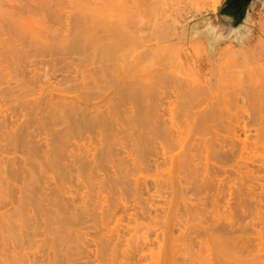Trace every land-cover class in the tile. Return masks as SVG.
Returning <instances> with one entry per match:
<instances>
[{
  "label": "bare ground",
  "instance_id": "bare-ground-1",
  "mask_svg": "<svg viewBox=\"0 0 264 264\" xmlns=\"http://www.w3.org/2000/svg\"><path fill=\"white\" fill-rule=\"evenodd\" d=\"M84 1L52 22L0 8V264H264L257 56H200L193 80L135 55L122 2Z\"/></svg>",
  "mask_w": 264,
  "mask_h": 264
},
{
  "label": "rangeland",
  "instance_id": "rangeland-1",
  "mask_svg": "<svg viewBox=\"0 0 264 264\" xmlns=\"http://www.w3.org/2000/svg\"><path fill=\"white\" fill-rule=\"evenodd\" d=\"M98 1H100V0H98ZM118 1L122 2L123 5H125L130 10L129 14H131V15L125 16V18L122 20V25L126 26L124 29H127V27L129 26L131 30L135 31V34H134L136 36V42L134 44L135 55L136 56H145V55L151 56V53H152V55L155 58L157 57L156 60L153 57L147 58L146 61H148L147 62L148 64H149V61H150V64L152 63V65L153 64L155 65V63H156V65L154 66V67H156L159 64V62L162 61V62H166L169 64L171 63L170 65L175 66V64L173 65L172 63H175L174 61H176L177 63H180L178 65L179 67L181 66L180 68L183 67V69L186 68L184 70H186L187 72L189 71V74L188 73L187 74L190 76L191 79H193V80L197 79V80L202 81L201 78L198 79V76L195 74V72L198 71V67L196 66V63L198 62L197 61L198 57L200 59L202 56H205V58H206V56H210V57L215 56V57H219L220 59L224 60L228 56H250V57L251 56H257V58H255L254 61L246 64L244 67H241V68H245L244 70H246L247 74H249L250 76H257L258 79L261 77V79H259V80H261V81L264 80V6H262V4L260 2H257L255 4L254 8L251 10V13H250V16L248 19V24H247L248 30H249L248 35L246 33H241L240 36L238 38H236V40L233 37H230V38H227L225 40H220L217 43L212 42L209 45L207 36L205 34L196 35L195 28H203L204 22H203L202 18L204 17V15L207 13H212L213 15H215L217 8H219L221 6L223 0H118ZM75 2H80V3L82 2L83 3V4L81 3L82 7H85V5H87V6L92 5L91 3L86 2L84 0H0V8H4V9H7L8 11L16 12L20 9L21 6H23L26 15H33V14L36 15L38 13L39 15H45V17L49 19V22H52L51 17H50V11H60L63 13L64 12L67 13L66 11L68 9H72V7H73V9L71 11L72 14L74 12L77 13L79 10L77 11L76 7L79 5H76ZM75 5H76V7H75ZM96 5H99V3ZM77 9H79V7ZM82 10H83V8H82ZM60 14H62V13H60ZM66 20H67V17L62 16L61 18H59V20H57L55 22V26L58 25V22H62V21H66ZM68 22H69V19H68ZM32 23L33 24L36 23L34 26H38V23L36 22V20H34ZM3 26L4 25H0V27H3ZM35 47H36V44H34V43L28 44L27 46H25V49L27 51L24 52L23 56H28L29 51L34 50ZM132 55L133 54H131L129 56H132ZM74 56H78V55L75 54ZM80 56H91V55L83 54ZM151 61H153V62L155 61V62L153 63ZM181 63H184V65ZM215 64L216 63L214 61V62H212L211 66L212 65L214 66ZM39 66H41V68H42L43 65L39 64ZM193 67H195V68L192 69ZM34 68H35V71H37L36 69L38 68V65H37V68H36V66ZM208 68H210V65ZM39 69H40V67H39ZM43 69H48V67L43 66ZM43 69L42 70L40 69L41 73H42V71H44ZM40 70H38V72H40ZM247 74H245V75H247ZM207 75L209 76L208 73H207ZM189 76H188V78H189ZM240 77L243 78V79H241L242 80L241 83H243V81H244L245 85H248V84H246L247 81H245L246 76H245V78L243 76H240ZM247 77H248V75H247ZM216 81H219L218 76L216 78L212 77L210 83L208 84L211 87V90L213 91V93L217 92V89H218V84ZM261 81L258 84L259 87H257V88H259V90H261V92L263 93L264 92V81H262V82ZM250 86H251L252 90L255 89L254 85L252 86L250 84ZM252 87H254V88H252ZM255 90H256V92L258 91V89H255ZM250 92H251V90H250ZM262 93H260V94H262ZM238 98L240 101L239 104L241 105L243 103L241 101L242 95L239 94ZM5 104L7 105L8 103H5ZM9 105L11 107L12 103H10ZM241 106H243V104ZM3 108H4V104H3ZM246 118L244 117V119H245L244 121L248 120ZM241 120L239 121V124H237L238 126H240L241 122H243V119H241ZM243 123H245V122H243ZM239 129H241V128H239ZM246 129L247 130H244L246 132L242 131L243 129L240 130L241 132H239V133H242V134H240L241 136H243L244 135L243 133H245L246 136L253 137L258 132V130H256L254 125L247 127ZM223 132H224V130H223ZM225 133H226V131H225ZM259 151H261V150L259 149ZM261 153H262V151H261ZM259 154L260 153H258V155ZM49 183H52V182H49ZM39 184L40 183H38L37 185L39 186ZM47 184L45 183V185H47ZM41 185H44V184H41ZM48 185L50 186V184H48ZM87 185L88 184H86V186ZM95 185H97L95 187L96 189L93 188L92 191H94V190L97 191L98 184H95ZM89 186L90 185H88V187H82V188H84V190H82L80 185H79L80 190L82 192L85 191V189H88ZM99 186H100V184H99ZM77 187H78V185H77ZM77 187H76V185H74V188H77ZM91 187L92 186H90V188ZM90 188H89V192H91V194H93V197H94V194L96 192L94 191L92 193ZM48 190L50 191L49 188H48ZM99 191L101 192V190L98 189V191H97L98 195L100 197ZM103 192H104L103 195H105V193L107 191L105 190ZM103 192H101V194ZM76 194H77V192H76ZM79 194H80V192H79ZM106 194H108V192ZM95 197H94V199H97ZM106 197H108V196L106 195V196L102 197V199H101V202L103 204L110 203V198L107 199ZM104 198H106V200H104ZM101 202L99 201V203H101ZM122 215H120V218ZM123 217L124 216H122V218ZM125 217L127 219H125ZM125 217L123 218L125 222H121L122 218H121V220L119 219L120 223L119 222L117 223L118 225L120 224L119 226L123 227L124 223L127 224L129 222L128 217L126 215H125ZM114 219H113V221H114ZM160 219H162V218H160ZM167 219L169 221L170 216H168ZM138 220H139L140 226H142V227L140 228V226L138 225L137 229L138 230L143 229V231H144V229L146 228V225H143V224H147L146 221H148V220L144 219V218H141ZM159 221H161V220H159ZM114 222L116 224L117 220H115ZM130 223H132V222L128 223L129 226L131 225ZM112 224H114V223H112ZM133 225H134V222H133ZM153 230H152L153 232L149 231V235L151 236V238H152V236L155 237V234L152 235V233L155 232V228ZM157 231L159 232V230H157ZM138 232H141V230ZM79 237H80L79 240L81 239L80 241L83 240L81 243H86L87 240L90 239L92 236H91V234H89V236L85 235V236H83L84 239L81 235ZM85 237H86V242L84 241ZM77 239L75 238L74 240L78 241ZM87 243L86 244H80V242H77V244H76V242H74L71 244H76L74 246L78 250L79 249V247H77L78 244L81 245V247H82V245H86L85 246V249H86ZM89 244L92 245V242L89 241ZM81 247H80V249H81ZM83 248H84V246L82 247V249ZM89 248H92V246ZM75 250H73V251H75ZM155 250H156V247H155ZM81 251H83V250H80L79 252H81ZM59 253H61V252H59ZM82 253L83 252L78 253V256L76 255V257L80 258L81 255H79V254H82ZM38 254H39V252H38ZM84 254H85V252H84ZM82 257H85V255ZM82 259H80V261H82ZM61 260L62 259H60V261ZM205 260L208 261L207 259L204 258V261ZM201 261H203V258L201 259ZM204 261L201 263H204ZM100 263H104V261L102 260V262H100ZM204 264H206V262Z\"/></svg>",
  "mask_w": 264,
  "mask_h": 264
},
{
  "label": "water",
  "instance_id": "water-1",
  "mask_svg": "<svg viewBox=\"0 0 264 264\" xmlns=\"http://www.w3.org/2000/svg\"><path fill=\"white\" fill-rule=\"evenodd\" d=\"M257 2L264 6V0H223L215 15H204V27L195 28L196 35L205 34L209 45L230 37L236 40L241 33L248 35V19Z\"/></svg>",
  "mask_w": 264,
  "mask_h": 264
}]
</instances>
